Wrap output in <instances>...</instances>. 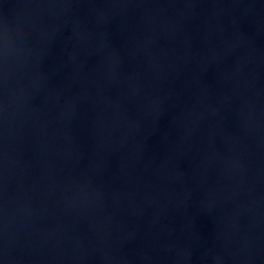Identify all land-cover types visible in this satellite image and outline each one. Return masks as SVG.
<instances>
[{
  "label": "water",
  "instance_id": "1",
  "mask_svg": "<svg viewBox=\"0 0 264 264\" xmlns=\"http://www.w3.org/2000/svg\"><path fill=\"white\" fill-rule=\"evenodd\" d=\"M0 264H264V0H0Z\"/></svg>",
  "mask_w": 264,
  "mask_h": 264
}]
</instances>
